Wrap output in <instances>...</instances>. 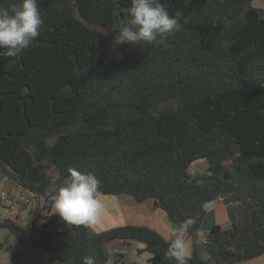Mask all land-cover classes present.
Here are the masks:
<instances>
[{
    "label": "trees",
    "instance_id": "1",
    "mask_svg": "<svg viewBox=\"0 0 264 264\" xmlns=\"http://www.w3.org/2000/svg\"><path fill=\"white\" fill-rule=\"evenodd\" d=\"M254 1L161 0L182 12L180 30L114 48L130 0H40V35L0 57V176L51 211L45 193L69 169L91 173L100 196L153 200L175 229L190 217L193 238L204 205L221 198L229 227H212L208 260L194 252L188 264L263 255L264 11ZM200 160L205 172L191 174ZM0 229L46 250L49 264H106L115 241L143 244L150 264H175L169 241L143 226L93 233L52 213L26 228L2 219Z\"/></svg>",
    "mask_w": 264,
    "mask_h": 264
},
{
    "label": "clouds",
    "instance_id": "2",
    "mask_svg": "<svg viewBox=\"0 0 264 264\" xmlns=\"http://www.w3.org/2000/svg\"><path fill=\"white\" fill-rule=\"evenodd\" d=\"M129 17L113 37V47L122 44H151L158 36L174 33L181 28L182 12L170 15L161 0H130L124 10ZM40 0H10L7 7H0V57H17L40 35L43 24ZM55 192L45 193L54 208L53 214L65 224L90 227L100 221L103 204L99 199L100 180L91 173L75 168ZM57 178L51 179L55 185ZM194 221L186 218L172 233L166 257L175 264H188L191 245L186 239ZM83 264H95L92 257H85ZM106 264H112L111 258Z\"/></svg>",
    "mask_w": 264,
    "mask_h": 264
},
{
    "label": "crops",
    "instance_id": "3",
    "mask_svg": "<svg viewBox=\"0 0 264 264\" xmlns=\"http://www.w3.org/2000/svg\"><path fill=\"white\" fill-rule=\"evenodd\" d=\"M200 161H197L196 166L206 169L207 163L204 160ZM2 194L7 202L17 203L19 206L15 213L1 207L0 220L11 219L19 226L26 228L34 220H41L54 212L53 209L45 211L43 200H35L29 192L16 187L6 178L0 176V196ZM99 199L103 204V210L99 223L88 227L91 232L100 233L122 226H143L155 231L167 241L172 238L175 228L169 223L166 213L156 206L153 200L138 203L128 195H103ZM225 224H229V220L224 202L219 198L205 204L204 216L198 233L194 238L189 234L186 237L191 245V255L196 252L202 260H208L205 235L212 227L217 225L223 228ZM0 245V252L4 257L11 258L9 264H49L50 253L44 249L28 250L19 246L14 234L7 229H0ZM144 248L143 244L135 241L129 242L127 245L115 241L106 246L105 252L108 259L111 258L112 264H150L152 254L145 251ZM18 253L21 254V257L17 256ZM237 264H264V254Z\"/></svg>",
    "mask_w": 264,
    "mask_h": 264
},
{
    "label": "rangeland",
    "instance_id": "4",
    "mask_svg": "<svg viewBox=\"0 0 264 264\" xmlns=\"http://www.w3.org/2000/svg\"><path fill=\"white\" fill-rule=\"evenodd\" d=\"M252 5L255 7V8H258L262 11H264V0H255ZM201 162V161H199ZM196 164H198V162H195L194 164H192L189 168V172L192 173V174H201L203 172H205L206 169H204L203 167H198L196 166ZM229 227V224H225L223 225V228L224 229H227ZM20 246V245H19ZM23 247V246H22ZM20 247V248H22ZM25 248V247H24ZM23 250V249H22ZM18 257H21V254L18 253L17 254ZM11 260L10 257H4L3 253L0 252V264H9V261Z\"/></svg>",
    "mask_w": 264,
    "mask_h": 264
},
{
    "label": "built area",
    "instance_id": "5",
    "mask_svg": "<svg viewBox=\"0 0 264 264\" xmlns=\"http://www.w3.org/2000/svg\"><path fill=\"white\" fill-rule=\"evenodd\" d=\"M220 200H222V199L220 198ZM18 206L19 205H17V203L12 204L10 202H7L6 199H5V197H4V194H2L0 196V208L1 207L7 208L8 210H11V211H13V213H15V211L18 210ZM53 210H54V208H53ZM40 222H42V221H40Z\"/></svg>",
    "mask_w": 264,
    "mask_h": 264
}]
</instances>
